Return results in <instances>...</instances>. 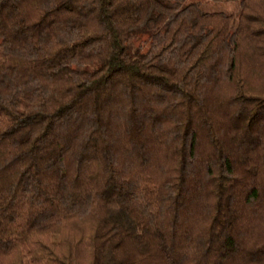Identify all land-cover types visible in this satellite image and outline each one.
Instances as JSON below:
<instances>
[{
  "label": "trees",
  "instance_id": "16d2710c",
  "mask_svg": "<svg viewBox=\"0 0 264 264\" xmlns=\"http://www.w3.org/2000/svg\"><path fill=\"white\" fill-rule=\"evenodd\" d=\"M232 1L0 0V264H264V0Z\"/></svg>",
  "mask_w": 264,
  "mask_h": 264
},
{
  "label": "rangeland",
  "instance_id": "374dc122",
  "mask_svg": "<svg viewBox=\"0 0 264 264\" xmlns=\"http://www.w3.org/2000/svg\"><path fill=\"white\" fill-rule=\"evenodd\" d=\"M202 7L207 11H226L233 14H237L240 9L239 2L232 0H202Z\"/></svg>",
  "mask_w": 264,
  "mask_h": 264
}]
</instances>
